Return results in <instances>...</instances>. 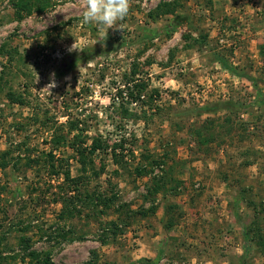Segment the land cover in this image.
<instances>
[{"label":"rangeland","instance_id":"rangeland-1","mask_svg":"<svg viewBox=\"0 0 264 264\" xmlns=\"http://www.w3.org/2000/svg\"><path fill=\"white\" fill-rule=\"evenodd\" d=\"M82 13L0 0V264H264V0Z\"/></svg>","mask_w":264,"mask_h":264},{"label":"clouds","instance_id":"clouds-1","mask_svg":"<svg viewBox=\"0 0 264 264\" xmlns=\"http://www.w3.org/2000/svg\"><path fill=\"white\" fill-rule=\"evenodd\" d=\"M130 6L131 0H83L82 19L84 23H95L108 29L113 28L118 21L125 19ZM74 49H76L75 44L70 50ZM57 86L53 75L51 82L44 89L51 93V89Z\"/></svg>","mask_w":264,"mask_h":264},{"label":"trees","instance_id":"trees-1","mask_svg":"<svg viewBox=\"0 0 264 264\" xmlns=\"http://www.w3.org/2000/svg\"><path fill=\"white\" fill-rule=\"evenodd\" d=\"M42 3V7H45L48 3V0H41ZM27 6H29L27 8V12H31L32 11V6L30 3H27ZM18 15L21 16L20 12H18ZM219 62L221 63V65H223L225 68H229L230 69V65L228 64V61L224 58H219ZM138 86V85H137ZM125 92V93H124ZM121 98H126L128 101H139L141 99L142 93L138 91V89L134 91V88H132L131 91H121L119 92ZM97 145L93 144L91 147V150L94 151L97 149ZM78 152H80L81 154H84L85 149H81L80 147L77 149ZM81 163H84V160L81 159ZM53 166V165H52ZM66 177H70L69 173H65Z\"/></svg>","mask_w":264,"mask_h":264},{"label":"built area","instance_id":"built-area-1","mask_svg":"<svg viewBox=\"0 0 264 264\" xmlns=\"http://www.w3.org/2000/svg\"><path fill=\"white\" fill-rule=\"evenodd\" d=\"M132 102H134V101H132Z\"/></svg>","mask_w":264,"mask_h":264}]
</instances>
